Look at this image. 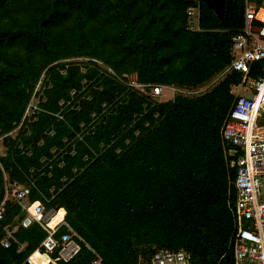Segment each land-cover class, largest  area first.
<instances>
[{
	"label": "trees",
	"instance_id": "trees-1",
	"mask_svg": "<svg viewBox=\"0 0 264 264\" xmlns=\"http://www.w3.org/2000/svg\"><path fill=\"white\" fill-rule=\"evenodd\" d=\"M190 4L0 0V137L20 120L43 72L52 83L43 108L51 113L71 90H81L83 80L88 83V97L80 101L79 111L69 110L63 121L42 113L30 126L31 135L22 138L25 147L32 144L30 156L5 138L7 152L0 157V203L3 168L10 181L30 187L31 201L41 200L45 209H64L79 250L63 261L57 248L50 254L57 264L98 259L101 264H149L150 257L164 249L183 250L190 264H234L236 169L230 162L239 153L230 155L233 148L223 143L221 129L235 102L231 89L243 82V75L229 71L195 96L178 95L174 102L158 104L110 78L96 61L84 63L85 73L64 62L90 58L118 76L136 74L140 83L204 88L231 63L232 38L245 25V3L226 0L223 21L218 22L202 1L198 32L187 29ZM262 75L264 61L254 63L247 74ZM103 103L112 113L85 135L75 157L65 156V165L52 168L50 177L29 176L52 148L73 137L78 124L90 122ZM145 123L152 128L136 138ZM50 127L54 137L42 136ZM35 140L43 144H33ZM126 140L133 143L117 155ZM63 214L61 210L51 225ZM22 218L16 202H5L0 241L5 229ZM65 231L62 226L56 237ZM45 237L37 224L19 227L9 248L0 244V264H23ZM31 260L45 264L48 259L35 253Z\"/></svg>",
	"mask_w": 264,
	"mask_h": 264
},
{
	"label": "built area",
	"instance_id": "built-area-1",
	"mask_svg": "<svg viewBox=\"0 0 264 264\" xmlns=\"http://www.w3.org/2000/svg\"><path fill=\"white\" fill-rule=\"evenodd\" d=\"M191 4L186 8L187 29L190 32L200 31L199 18L201 3L204 0H187ZM245 3V25L241 33L232 38L231 63L227 69L218 76L211 84L221 79L224 74L234 71L243 75V82L233 86V89L243 88V93L238 91L233 94L235 102L230 109L221 129L222 141L233 150L230 155L239 153L238 157L231 160L230 167L236 169L234 179L235 202L233 207L234 230L232 235V248L234 264H264V75L256 78L248 77L250 67L256 63L264 61V7L260 0H241ZM88 61H96L98 65L106 71L110 78L122 83L130 90L150 99L158 104L174 102L176 96H195L205 91L210 85L196 90L178 88L175 85L145 84L140 83L136 74L118 76L111 68L102 65L100 62L90 58H72L64 62L80 66L82 73L86 72L83 66ZM71 65V64H70ZM64 74L65 69H60ZM80 91L71 90L68 99L58 102V111L51 113L43 108L47 102L46 92L52 88V83L43 72L30 92V98L24 108L20 120L13 124V128L8 133L0 137V145L3 151L0 157L5 156L7 146L3 144L5 138H11L15 142L14 148L20 150L25 156L31 155V145L25 147L22 138L31 135L30 126L38 121L40 114L47 113L53 115L58 121H63L65 113L69 110H80V101L87 100L88 83L83 80ZM168 94L170 100L163 101ZM90 100V98H88ZM111 106L103 103L99 113L93 112L90 122L78 124V128L73 130V137H65L62 140L61 148L55 147L50 151V157L40 160L41 166L37 169L29 170V176L45 175L51 176L54 167L61 168L65 165L64 157H75L77 146L83 141L85 135L93 133L97 125L103 123L105 116L111 114ZM155 118L160 120L158 115ZM153 125L145 123L143 132L136 131L135 137L139 138L146 134ZM55 130L50 127L44 132V137H54ZM41 146L43 140L33 142ZM124 148H118L115 152L120 155L133 143L126 140ZM88 160L85 155L84 161ZM1 166V165H0ZM4 175V197L0 203V221L4 218V205L7 201H14L20 207L23 218L17 221L11 228L5 229V234L0 241L3 248H9L12 241H15L14 234L19 227L28 228L32 224H37L46 232V237L41 242L39 249L34 251L23 264H36L31 260V256L37 253L41 257L50 256L57 248L59 257L63 261L70 260L79 250L78 244L73 240L76 236L74 231L65 223L64 209H45L41 200H30L31 189L17 180L10 181L3 168ZM75 170V169H74ZM32 177V176H31ZM30 179V178H29ZM32 186L33 182L29 181ZM63 210L64 214L58 222L51 225L53 219ZM66 231L56 237L57 231L62 227ZM54 261V260H52ZM55 262V261H54ZM45 264H50L47 260ZM91 264H101L100 260ZM149 264H190L189 257L183 250L170 251L159 250L149 259Z\"/></svg>",
	"mask_w": 264,
	"mask_h": 264
},
{
	"label": "water",
	"instance_id": "water-1",
	"mask_svg": "<svg viewBox=\"0 0 264 264\" xmlns=\"http://www.w3.org/2000/svg\"><path fill=\"white\" fill-rule=\"evenodd\" d=\"M204 2L206 4V7L213 12L218 22H222L224 18L226 0H204ZM46 258L48 259L50 264H57L56 262L52 261L50 256H46Z\"/></svg>",
	"mask_w": 264,
	"mask_h": 264
},
{
	"label": "rangeland",
	"instance_id": "rangeland-1",
	"mask_svg": "<svg viewBox=\"0 0 264 264\" xmlns=\"http://www.w3.org/2000/svg\"><path fill=\"white\" fill-rule=\"evenodd\" d=\"M243 88H240V90L238 91L239 93H243ZM172 97V95L171 94H168L167 96H166V98L163 100V101H167V100H170V98ZM262 122H264V120H262ZM4 149H3V147H2V145H0V152H2Z\"/></svg>",
	"mask_w": 264,
	"mask_h": 264
},
{
	"label": "crops",
	"instance_id": "crops-1",
	"mask_svg": "<svg viewBox=\"0 0 264 264\" xmlns=\"http://www.w3.org/2000/svg\"><path fill=\"white\" fill-rule=\"evenodd\" d=\"M261 6H263L264 7V0H260V3H259ZM210 86L212 85V84H209ZM209 86V87H210ZM237 91H239L238 90V88H236V89H233V91L231 90V92H233V94H235ZM262 120H264V119H262ZM222 138V137H221Z\"/></svg>",
	"mask_w": 264,
	"mask_h": 264
}]
</instances>
